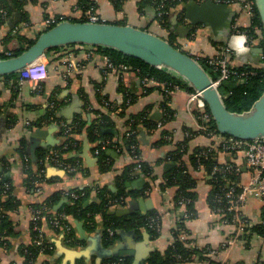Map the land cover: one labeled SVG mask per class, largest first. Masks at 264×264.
<instances>
[{
    "label": "crops",
    "instance_id": "crops-1",
    "mask_svg": "<svg viewBox=\"0 0 264 264\" xmlns=\"http://www.w3.org/2000/svg\"><path fill=\"white\" fill-rule=\"evenodd\" d=\"M190 1L186 0L170 11L171 25L169 29H165L157 18L155 0H23L21 7H12L5 18L0 15V56H8L16 47L17 36L33 39L47 30L45 21L48 17L65 16L70 21H78L84 18L86 12L84 8L92 7L100 17L101 23L130 25L162 38L174 34L178 46L190 55L215 58L220 55L222 45H225L232 51V67H264L262 54L257 50L260 46L256 42L248 44L246 39L247 50L244 52H238L231 44L232 36L239 35L235 33L234 25L246 28L250 24L238 0H231V3L225 4L213 0L216 4L227 7L229 23L226 26L220 24L214 29L210 25H197L193 26L192 30L186 19ZM206 1L199 0L197 3L200 5ZM189 28V33L181 32ZM39 60L47 63L48 79L41 82L24 81L22 84L18 81L16 92L12 91L13 81L7 86L5 82H0V176L4 170L9 169L13 197L21 204L13 212L7 213L14 231L9 237L0 234V264H27L26 251L32 246L34 237L33 217L30 212L33 204L42 203L45 198L55 193L69 190H92L86 205L98 200L99 190L105 189L108 197L120 192L117 177L123 173L126 166L136 162L128 150L118 153L114 146L118 145L120 140L123 142L130 117L141 113H145L148 120L147 123H139L137 130H134L136 143L141 162L151 166L153 176L145 177L141 171L136 170L133 179L126 184V191L130 195L125 200L127 206L112 205V211L128 208L132 201L137 203L147 201L152 209L145 214L154 212L159 216L160 235L153 239L145 228L139 232L122 230L114 244L107 247L104 244V225L101 216L96 217L98 229L90 233L85 230L82 222L70 217L68 221L73 228V242H69L63 233L55 231L47 224L44 225L45 236L52 244L53 250L52 254L39 258L38 264H104L111 258L104 257V252L113 249L123 251V255L130 257L133 264L137 262L141 264L153 253L167 251L174 242L173 235L179 229L180 223L184 225L183 233L186 240L194 248L211 249L216 252L212 258L214 264H264V237L251 232L247 237L236 238L234 228L223 224L221 217L208 205L207 199L212 190L209 178L202 169L194 170L188 161L196 149L210 148L215 143L213 139L198 133L196 108L192 106L193 112L188 110L190 92L177 90L165 97L159 84L146 87L138 73L128 72L119 77L107 71L106 53L88 45L68 46L45 54ZM71 65L78 70L70 69ZM50 97L58 100L59 119L73 124L78 118H82L87 121L88 126L96 118L94 111H107L101 100L108 97L115 110L111 114L115 125L113 130L120 136L118 137V134L114 139H109L112 146L106 149V153L104 152L106 157L102 151L97 153L99 150L97 143L90 142L85 130L75 137L71 135L69 140L59 126L45 122ZM166 98H169L172 116L164 122L163 105ZM38 130L49 131L51 137L60 142L59 145L69 141L72 152L68 157L78 160L77 164L82 172L72 177L71 173L42 159L41 163L43 162L45 166L37 174L35 189L28 190L26 183L28 176L16 151L20 148L21 142L27 140L28 158L32 161L31 140L36 138L41 142L46 138L33 137ZM188 131L196 134L189 136ZM188 137H191V140L186 163L196 180L198 199L195 204V215L184 221L183 214L186 210L177 211L174 203L177 188L163 189L162 185L165 174L171 170L165 169L166 165L173 164L168 160L170 153L176 151L179 144ZM162 140L168 141V144L161 146L159 142ZM217 153L220 165L230 164L238 169L240 185L249 184L251 175L242 152L233 155L222 151ZM106 159L111 161L112 170L104 173L100 171V163ZM32 169L34 172L38 170L35 166ZM139 180L143 181L141 190L131 187L132 190L129 191V185ZM65 201L66 199L61 202L62 205ZM263 213L264 204L258 200H249L242 208L243 216L254 226H257L255 224L260 221ZM189 264L206 263L196 261Z\"/></svg>",
    "mask_w": 264,
    "mask_h": 264
},
{
    "label": "trees",
    "instance_id": "trees-1",
    "mask_svg": "<svg viewBox=\"0 0 264 264\" xmlns=\"http://www.w3.org/2000/svg\"><path fill=\"white\" fill-rule=\"evenodd\" d=\"M23 0H1L0 6L7 12V15L10 13L12 7H21ZM146 3L147 1H143ZM0 7V15L2 17ZM175 8V4L169 7V15L164 18V23L162 26L165 29H169L171 22L169 20L170 11ZM89 7H85L84 11L88 10ZM257 17L255 18L253 25L241 28L242 34L247 38V43L252 44L253 42L260 46V48H264V29L261 23V19L258 11L256 12ZM4 21V19H3ZM71 22H87L86 19H80L78 21L71 20ZM119 25V24H118ZM254 26H258L260 29L258 32L254 29ZM51 29V28H48ZM47 29V30H48ZM45 30V31H47ZM44 31V32H45ZM42 34V33H41ZM40 35V34H39ZM34 37L33 39H28L25 36L19 35L16 37L17 45L12 51H10V56H0V60L9 59L12 57L20 56L23 52H25L29 47L33 45L35 40L39 37ZM191 36V34H190ZM162 38V37H161ZM189 38V37H188ZM167 40L172 46L177 49H181L177 44V37L174 34H170L168 37L163 38ZM253 40V41H252ZM82 45V44H78ZM85 46V45H83ZM71 47V46H70ZM93 47V46H92ZM223 49L220 54H222L223 50L227 47L222 45ZM99 51L106 53L108 59L113 61L115 64H126L132 67L135 70L139 71V75L147 76L153 78L155 81L159 83H165L169 88H173V86H178L182 90H186L190 93L194 92V89L191 88L186 82L176 78L175 76L166 73L163 70H160L156 67H151L147 63L133 58L129 56H125L117 50L105 48V47H93ZM62 49V48H61ZM60 49H50L46 52L49 54L53 51H59ZM182 50V49H181ZM183 51V50H182ZM189 54L188 52L184 51ZM190 55V54H189ZM219 56V55H218ZM202 68L208 73L210 78L213 81L218 79L219 71H218V63L217 58L210 57H197L193 56ZM232 57V56H231ZM231 61V60H230ZM232 71H235L237 75H233L229 77L226 81L222 82L218 87V91L223 99L224 105L229 112L243 114L250 111L261 96L264 94V67L263 68H253L250 66L243 67H232ZM253 73V76H249V79L245 83H240L239 76L242 73ZM21 77V73H14L11 75L3 76L5 86L10 85L11 81H13L12 91L16 92L17 82ZM50 102L55 101L58 105L59 111V103L57 98L50 97ZM108 101V97H103V101ZM169 98L165 99L164 108L166 111V115L164 117V122H167L171 116L172 112L169 109ZM124 109L126 107L124 106ZM57 111V112H58ZM111 106L107 108V111H94L96 118L92 121L91 125L88 126V123L84 119L78 118L73 124L74 127L72 131V135L77 136L81 134L84 130L90 140L91 143H97L98 149L102 147V143L105 140L114 139L116 134H108L106 131L113 130L115 125L111 119V114L114 112ZM207 112L209 114L210 111L207 107ZM48 117V115H47ZM46 117V119H47ZM59 118V117H58ZM148 117L145 113H141L139 115L131 116L130 120L126 124L127 130H137L139 123H147ZM211 124L213 125V129L216 130L218 134L215 122L212 120ZM190 136L195 135L196 133H192L188 131ZM120 134L118 135V137ZM226 136V135H223ZM73 137V138H74ZM227 137V136H226ZM70 140V139H69ZM132 140L137 142L136 135L132 136L129 139H125L124 147L121 153L125 151H129V146L133 143ZM191 140V137L186 138L179 146L176 151L170 153L168 160L173 162L175 165L170 171H168L163 179V189L168 188H177V193L175 196V207H180V202H186L185 209L186 214H189V218H192L195 215V204L197 201V192H196V180L192 177L190 170L187 166L186 157L188 154V145ZM161 146L167 145L168 141L162 140L159 142ZM64 147H67L64 149ZM53 150H61L63 153V157L66 162L72 165L77 164L76 159H71L68 155L72 152L71 147H69V141H65L61 145H58L56 148L49 149H39L37 151L38 159L36 163H32L30 158L25 162V157H29L28 153V141L23 140L20 144V148L16 151L17 155L20 156V159L23 163V170L27 174L28 178L26 180L28 190L35 189V181L37 180V174L44 169V163H41V160L49 153V151ZM105 155L106 150L102 151ZM105 152V153H104ZM136 157L140 158L139 150L135 154ZM106 157V155H105ZM188 158V157H187ZM218 153L214 150H209V148H198L193 154L189 156V162L194 168V170H198L200 167H203L204 174L209 178V184L212 187V190L208 196L207 202L212 211L216 212V208L218 207V197L222 194L223 191L229 190L230 187H234L237 193L241 192V185L238 182V177L235 174L230 173H220L218 169L221 165L218 162ZM35 164V165H34ZM33 166L37 167V172L33 171ZM137 163L128 165L123 169V173L117 177V184L120 189V192L117 195L111 196V198L124 197L125 200L130 196L126 191V184L133 179L136 174ZM112 170V163L109 160H103L100 163V171L101 172H109ZM80 168L71 173L70 176H76L80 174ZM9 169H6L1 174V182H0V234H3L5 237H9L13 235V226L9 221L8 212H13L17 207L21 204L13 197V187L11 182V176L8 175ZM141 173L146 177L153 176V170L151 166L146 163H142ZM3 183H8L11 185V189L6 196H2V186ZM76 193H85V196L78 200L68 199L64 202V204L57 208L58 205L64 200V194L62 192L55 193L54 195L45 198L42 203H35L31 207L34 209H43L45 208L48 213L49 221L53 222L58 216L66 215L69 218L72 217L75 221L82 222L84 224V228L87 232H95L98 229V223L96 222V217L101 216L102 222L104 225V244L107 247H110L117 240L119 232L122 230H136L139 232L140 229L145 228L153 239H156L160 232L152 231L149 228V222L151 219L159 217L156 213L152 212L149 214H144L141 212H135L130 216L119 218L113 214H111L113 206L109 203L108 193L106 190H99L97 193L98 200H94L89 205L86 203L90 200L91 192L90 189H85L83 191L73 190ZM228 206L226 203H224ZM127 206V201H125V205ZM231 216V213H229ZM184 218V217H183ZM184 221L186 218L183 219ZM179 229L174 232V242L167 249L166 252L153 253L150 258L141 264H189L194 263L196 261L207 262L210 264H214L215 262L212 259H206L203 256H200V252L196 249L188 248L187 241H182L179 239L181 234L183 233V224H179ZM112 228L115 231V236L110 237L107 230ZM251 231L257 235L264 236V228L257 225L252 227ZM34 236V234H33ZM247 237V236H246ZM39 248L36 246H31L27 249L26 253V261H29L33 258H37ZM52 252H48L46 255H50ZM104 264H133V261L130 257L124 255L113 256L107 259Z\"/></svg>",
    "mask_w": 264,
    "mask_h": 264
},
{
    "label": "built area",
    "instance_id": "built-area-1",
    "mask_svg": "<svg viewBox=\"0 0 264 264\" xmlns=\"http://www.w3.org/2000/svg\"><path fill=\"white\" fill-rule=\"evenodd\" d=\"M186 0H155L156 5V12H157V18L161 24L164 23V18L169 15V7L174 5L177 6L181 3H183ZM241 8L245 14V16L248 18V21L250 22L249 26L253 25V22L255 18L257 17V8L255 0H238ZM219 3H231V0H219ZM1 3V0H0ZM1 7V6H0ZM1 13L2 16L5 18L7 16V12L1 7ZM84 19L87 20L89 23H101V19L98 16V14L94 11L92 7H90L88 10H86ZM63 22H71L68 20L65 16H59V17H48L45 21L48 28H52L57 26L58 24H61ZM241 28L237 25H234V31L236 34L241 35L243 32L240 30ZM254 29L260 32L258 26H254ZM243 35V34H242ZM247 39V38H246ZM253 41V40H252ZM264 49V48H263ZM10 56V53L9 55ZM231 56L232 51L230 48H226L223 50L222 54L217 56L218 58V79L214 82V85L216 88L220 86V84L229 77L233 75H237L235 71H232L231 68ZM262 59L264 61V53L262 54ZM70 69H75L74 66H70ZM160 70L165 71L168 74H171L175 76L176 78L184 81L187 83L186 80L172 72L171 70H168L166 68L160 67L158 68ZM107 71H110L111 73L117 74L119 77L125 73L128 72H135L139 74L138 70L133 69L132 67L126 65V64H115L113 61L108 59L107 63ZM21 77L19 79V84H22L24 81H30V82H41L46 79H48V71H47V63L37 60L36 62L30 64L27 66L24 70L21 72ZM253 73H242L239 76L240 83H245L249 76H253ZM66 78V76H65ZM0 82H4L3 76H0ZM142 82L143 84L148 87L151 84H159L162 87V90L164 92V96L168 97L173 91L182 90L178 86H173V88H169L165 83H159L155 81L153 78L142 76ZM188 84V83H187ZM189 85V84H188ZM192 88V87H191ZM103 106L106 108H109L111 106L109 101H103ZM195 106V115L199 121L198 125V133L202 134L210 139H213L215 141L214 145H212L209 150L214 151H222L228 155H233L238 152H242L244 154L245 158V165L248 168L250 172V182L247 185L242 186L241 185V192L237 193L236 189L232 186L227 191H223L222 194L218 197V207L216 208V214H218L221 217V221L225 225H229L234 228L236 232V238L241 239V237L249 236L251 234V229L254 227V224L249 221L245 216L242 214V208L249 200H258L263 202L264 204V137L254 139V140H241L229 136H223L222 134H218L216 130L213 129V125L211 124L213 117L211 114L207 112V104L205 103L203 96L198 91H195L190 93L189 96V102H188V110L193 112V107ZM111 108H113L111 106ZM58 105L55 101L50 102L49 108H48V117L46 119L47 124H53L59 126L64 136L67 139H70V136L72 135V131L74 127L71 126V124H68L64 120H61L58 118ZM164 113L166 115V111L164 110ZM214 121V120H213ZM162 125V124H160ZM218 130V129H217ZM189 134V133H188ZM135 135L134 130L126 129L124 133V139L123 142L120 140V143L118 145H115L114 148L118 151V153H121L124 147L125 139H129L132 136ZM190 136V135H189ZM132 144L129 146V152L131 155L134 156L135 162L137 163L136 170L141 171L142 170V162L140 158L136 157V153L138 151L137 143L132 140ZM112 143L110 140H105L102 143V147L97 151V153H101V151H105L107 148L111 147ZM67 147H64L66 149ZM28 157H25V161H28ZM44 160L49 163L53 164L54 166L62 169L63 171L67 173H74L76 172L80 167L79 165L75 166L68 162L63 157V153L61 150H51L49 153L44 157ZM199 169L203 170V167H200ZM220 173H230L235 174L237 176L238 169L235 168L233 165H221V167L218 169ZM1 182V178H0ZM37 183V181H35ZM11 189V185L8 183H3L2 186V196H6L8 192ZM64 199H73L78 200L85 196V193H76L75 191L69 190L65 191L64 193ZM110 205H119L121 207H124L125 205V198L119 197V198H109ZM224 203H226L228 206H226ZM180 207H176L177 211H180L181 209H185L186 202L181 201ZM30 212L33 217V243L32 246H36L39 248L38 250V256L37 258H33L29 261H27V264H38L39 258L43 256H47L46 254L48 252H52L53 247L50 241L45 236L44 231V225L47 224L50 227H52L55 231L63 233V236L69 241H74L73 236V228L72 224L68 221V216L66 215H60L58 216L53 222L49 221L47 213L48 211L43 209H34L30 208ZM231 213V216L229 215ZM183 217L188 219L189 214H186V211L183 214ZM262 228H264V213L260 221H258L257 224ZM149 228L152 231L160 232L161 231V220L159 217L153 218L149 222ZM110 237L115 236V231L112 228H109L107 230ZM264 237V236H263ZM182 241H187V247L196 249L200 252V256L205 257L206 259H212L216 252L211 249H197L192 246L188 240H186V237L184 233L181 234L179 237ZM228 246V245H225ZM27 253V251H26ZM206 264H210L207 262H203Z\"/></svg>",
    "mask_w": 264,
    "mask_h": 264
},
{
    "label": "water",
    "instance_id": "water-1",
    "mask_svg": "<svg viewBox=\"0 0 264 264\" xmlns=\"http://www.w3.org/2000/svg\"><path fill=\"white\" fill-rule=\"evenodd\" d=\"M198 1L191 0L187 6L186 19L191 30L197 25H210L216 29L220 24L226 26L229 23V13L225 5L216 4L213 0H207L198 5ZM255 3L264 29V0H255ZM190 28L185 31L181 30V32L189 33ZM78 44L114 49L125 56L139 59L151 67L171 70L186 80L195 91L202 94L220 134L241 140L264 137V94L250 111L243 114L229 112L218 88L192 55L175 48L167 40L151 32L130 25L63 22L40 34L33 45L20 56L0 60V76L20 73L27 66L44 57L50 49H61ZM257 50L260 54L264 53L263 48ZM106 132L116 134L114 130ZM39 136L46 138L41 142L34 138L30 142V155L33 162L38 160L37 151L39 149L56 148L60 143L51 137L49 131L38 130L33 137ZM174 167L173 164H167L165 169L169 170ZM142 183L143 181L139 180L130 184L129 191L132 190L131 187L141 190ZM149 204L147 201L140 203L132 201L128 208L117 209L111 214L119 218L130 216L136 211L145 214L152 209ZM61 206L62 203L57 208ZM104 253V257L124 254L120 249Z\"/></svg>",
    "mask_w": 264,
    "mask_h": 264
},
{
    "label": "clouds",
    "instance_id": "clouds-1",
    "mask_svg": "<svg viewBox=\"0 0 264 264\" xmlns=\"http://www.w3.org/2000/svg\"><path fill=\"white\" fill-rule=\"evenodd\" d=\"M245 43H246V37L244 35H234L231 38V44L234 47L235 50H237L238 52H244L246 51V47H245Z\"/></svg>",
    "mask_w": 264,
    "mask_h": 264
}]
</instances>
